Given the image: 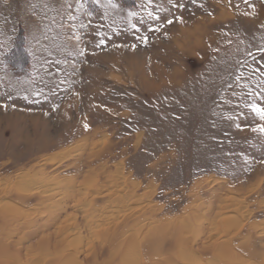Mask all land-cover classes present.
Here are the masks:
<instances>
[{"label":"rangeland","instance_id":"1","mask_svg":"<svg viewBox=\"0 0 264 264\" xmlns=\"http://www.w3.org/2000/svg\"><path fill=\"white\" fill-rule=\"evenodd\" d=\"M261 49L264 0H0V264H264Z\"/></svg>","mask_w":264,"mask_h":264},{"label":"snow or ice","instance_id":"2","mask_svg":"<svg viewBox=\"0 0 264 264\" xmlns=\"http://www.w3.org/2000/svg\"><path fill=\"white\" fill-rule=\"evenodd\" d=\"M195 2H196V0H192V3H195ZM97 3H99V0H97ZM108 3L112 4V0H108ZM112 6L116 7V5H114V4ZM179 7H183V5H179ZM180 22L183 23L184 21L181 19ZM167 23L169 25H171L173 23V21L168 20ZM144 39H145V41L147 40L146 37ZM261 51L264 52V49H261ZM250 95H251V93H250ZM4 107L6 108L7 106L5 105ZM250 110H251V113H253V114H255V116L259 117L260 121H264V107L259 106V104H257V103H253L250 106ZM84 127L88 128L89 126L85 125ZM253 131H258L260 133H264V125H261L258 128H254Z\"/></svg>","mask_w":264,"mask_h":264},{"label":"bare ground","instance_id":"3","mask_svg":"<svg viewBox=\"0 0 264 264\" xmlns=\"http://www.w3.org/2000/svg\"><path fill=\"white\" fill-rule=\"evenodd\" d=\"M24 176L23 177H21V178H19L20 180H24ZM190 255V254H189ZM216 256H218V253H217V255ZM219 257L221 258V259H225V258H227L228 259V255H227V252H225V253H220L219 252ZM190 258H193V257H190ZM89 259V258H88ZM87 259V260H88ZM259 259L261 260L262 259V257L260 256L259 257ZM263 260H264V256H263ZM87 262V261H86ZM68 264H77L75 261H73V260H71V263H68ZM260 264H261V261H260Z\"/></svg>","mask_w":264,"mask_h":264}]
</instances>
